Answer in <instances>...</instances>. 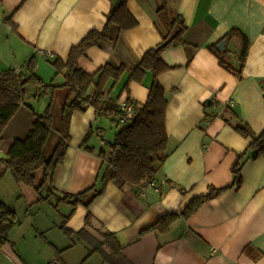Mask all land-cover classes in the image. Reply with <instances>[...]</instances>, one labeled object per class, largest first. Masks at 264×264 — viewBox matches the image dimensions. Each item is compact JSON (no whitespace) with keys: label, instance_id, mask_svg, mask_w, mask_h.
Masks as SVG:
<instances>
[{"label":"crops","instance_id":"crops-1","mask_svg":"<svg viewBox=\"0 0 264 264\" xmlns=\"http://www.w3.org/2000/svg\"><path fill=\"white\" fill-rule=\"evenodd\" d=\"M119 2L0 0V73L25 72L27 63L35 57L36 75L47 85L53 82L62 86L63 76H56V70L47 67V61H66L71 49L90 32L103 31L107 16ZM164 4L171 18L183 19L187 30L183 36L185 44L171 47L161 56L170 68L159 78L168 100L169 143L167 159L156 176L158 190H150L146 199H141L136 195V187L127 185L120 189L109 182L89 211L78 208L66 228L74 233L85 230L99 243L105 242L103 233L114 234L130 264H264V154L255 157V151L248 153L241 165L242 184L234 185L232 166L252 140L242 137L224 119L230 117L227 110L231 108L254 134L264 132V0H131L128 9L138 26L125 32L114 27L113 41L91 49L81 59L80 67L94 74L107 64L124 66L125 74L117 85L108 86L107 93L122 100L129 98L136 108L142 107L153 83L152 73H146L142 84L132 83L129 91L124 87L144 55L162 43L166 31L157 12ZM11 16L17 33L5 23ZM233 30L249 42L241 78L224 69L210 51ZM226 50L231 53L229 63L239 68L241 39L227 41ZM43 67L48 69L47 76L42 73ZM27 105L6 129L14 132L13 141L26 138L35 121V117L25 114L19 120L23 109L28 108L35 116L47 108V103H41L37 113L29 100ZM103 116L93 107L72 114L69 148L55 179L58 193L78 194L96 184L101 187L106 165L98 153H88L81 146ZM22 121L26 124L20 131ZM231 122L236 124L237 120ZM90 148L99 151L95 144ZM2 158L5 157L0 152ZM39 179L40 176L38 183ZM210 187L231 188L205 203L188 220L176 221L168 232L140 235L163 216L180 214L189 201L205 195ZM37 200L29 205L31 223L53 246L54 249L42 239L57 257L56 251L71 246L63 240L65 247H61L52 239L61 231L64 218L49 205H33ZM69 211L67 207L60 209L63 215ZM89 212L91 220L86 224ZM15 231L9 234L12 245L0 248V264H43L37 260L30 262L19 250L23 241L13 236ZM73 239L77 244H88ZM104 250L109 253L107 247ZM90 254L82 264L101 256ZM102 264H106L104 259Z\"/></svg>","mask_w":264,"mask_h":264},{"label":"trees","instance_id":"trees-1","mask_svg":"<svg viewBox=\"0 0 264 264\" xmlns=\"http://www.w3.org/2000/svg\"><path fill=\"white\" fill-rule=\"evenodd\" d=\"M130 1L120 0L107 16L104 30L90 32L78 46L71 49L66 61L57 58L52 62L56 76H63L65 80L62 86H55L53 83L47 85L36 75L37 60L35 57L27 63L25 72L8 70L0 73V145L10 122L23 106H28V87L32 85L38 88V93L33 96L36 100L44 97L49 90L52 91V99L44 113L35 114V121L27 137L13 141L6 157L0 159V165L4 166L6 171L11 172L17 184L34 189L38 195V200L33 205H49L62 215L64 221L60 230L68 239L71 240L75 236L92 245L94 248L90 255L100 254L106 264H130L123 256L116 236L105 232L103 233L105 242L99 243L93 240L85 230L74 233L66 228V224L72 219L78 208L84 207L89 211L92 204L103 195L109 182L114 183L120 189L127 185L140 189L144 182L156 179L160 167L167 159L169 143L166 131L168 100L164 89L160 86L159 78L170 68L163 62L161 56L164 51L171 47L184 45L183 36L187 30L181 17H170L166 4L158 10V19L166 34L162 38V43L157 48L149 50L140 64L132 70L124 90L129 91L132 83L142 84L147 72L152 73L153 83L147 100L142 107L137 108L134 121L131 124L121 125V130L114 141L108 144L109 153L104 150L99 153L98 157L106 165L100 178L101 187L96 184L78 194L58 193L55 179L58 170L64 164L69 148L72 114L76 111L85 112L86 107H93L97 113L107 117L118 114L116 102L106 99V94L110 84L112 86L118 84L125 74L126 68L107 64L98 72L90 74L80 67V61L91 49L111 43L114 27H118L120 32H125L138 26V21L128 9ZM5 23L14 33H17L13 16L6 19ZM233 38H240L242 41L239 68H234L229 63L228 55L230 52L228 50L224 53L217 50V46L221 42L230 41ZM221 42L211 46L210 51L218 57L224 69L241 78L249 49L248 40L239 31L233 30ZM59 89L65 90L67 94L64 104L57 111L54 103L56 92ZM128 102L133 104L129 98ZM83 103H88V106H84ZM227 112L230 117L224 116L226 123L231 125L242 137L252 140L246 151L237 155L232 166V172L235 176L234 185L237 184L240 187L242 184L241 165L248 153L255 151V157L264 154V132L261 135L254 134L231 108H228ZM232 119L237 120V123L232 124ZM90 135L91 132L86 135L81 148L94 154L93 148L85 146ZM47 150H50L49 155H47ZM38 176H40L39 183ZM1 178L2 175L0 174ZM230 188L210 187L205 195L194 197L189 201L180 214L163 216L155 224L144 229L140 235L143 237L151 233L168 232L176 221L179 219L188 220L205 203L214 200ZM62 207L70 209L67 215L60 212ZM90 220L91 213L89 212L86 217V224H89ZM18 225H20L19 214L0 203V248L5 245H12L9 234ZM40 237L49 247L54 249L42 235ZM104 247L109 249V253L104 250ZM65 251H56L57 261L60 264H64L60 256Z\"/></svg>","mask_w":264,"mask_h":264},{"label":"rangeland","instance_id":"rangeland-1","mask_svg":"<svg viewBox=\"0 0 264 264\" xmlns=\"http://www.w3.org/2000/svg\"><path fill=\"white\" fill-rule=\"evenodd\" d=\"M229 55H231V53H229ZM52 62L53 61L48 60L47 67L49 65L52 66ZM47 67L42 68V73L44 76L45 73L46 76L48 75ZM37 90L38 88L30 85L28 87L27 100L30 101V104H32L37 113H39L41 103L45 102L47 103V106L49 105L52 99V91L49 90L44 97H42L40 100H36L34 97H32V95L34 93H38ZM57 91L58 92L56 93L54 104L56 110L58 111L64 104L67 93L65 90L62 89H59ZM23 114H25V117H35L28 108H25L21 111L19 115V120L22 118ZM23 123L24 125L26 124L25 121H22L21 127L19 128L20 131L24 130V128H22L24 126ZM98 123L99 125L94 126L93 129L90 131L91 135L89 137L88 142L85 144V146L87 147L93 146L94 144L96 146H99V148L97 149L99 151H95V153H98L97 155H99V153L102 151L101 148H103L106 153H109V148L108 145L105 144V141H114L116 135L119 133L122 127L117 122V116H103L99 119ZM13 134L14 132L12 131V129L10 130L9 128L3 135V142L1 144L0 152L4 154V157H6L7 151L13 143ZM102 134H104L105 136L101 137ZM103 139L104 141H102ZM49 153L50 150H47V155H49ZM0 174L2 175V178L0 179V202L2 201L3 203H5L9 210L15 211L19 214L20 225L15 228L16 231L13 233V236L16 237L18 241H23L22 244H20L19 246V250H21V252L23 251L22 253L26 257L30 258V262L37 260L43 264H60L57 261V257L53 256V250L48 248L42 238L39 236L41 233H39L35 226H33L31 223L32 216L30 215L31 207L29 205L32 203L33 199L38 198L37 193L32 188L17 184L14 181L11 172L6 171L5 167L2 165H0ZM20 196H22V198ZM52 239L61 247H65V241L67 245H71L70 248H68L67 251L64 250L65 252L60 256L64 264H82L83 261L90 254L91 249L94 248L92 245L83 242L77 244L75 239H73V243L76 242L77 246L72 247V241L68 239L61 231H58L56 232V234L52 235ZM17 255L20 256L21 254L17 252ZM102 260L103 258L101 256H97L85 264H102Z\"/></svg>","mask_w":264,"mask_h":264},{"label":"built area","instance_id":"built-area-1","mask_svg":"<svg viewBox=\"0 0 264 264\" xmlns=\"http://www.w3.org/2000/svg\"><path fill=\"white\" fill-rule=\"evenodd\" d=\"M49 57H52V54H48ZM106 99L114 100L118 106L117 122L118 124L124 126L131 124L136 115L137 108L134 104H130L127 100H122L119 98H114L111 94H106ZM81 101V99H80ZM84 106H88V103H83ZM150 190H158V184L156 179H150L143 183L140 189H137L136 195L138 198L146 199L148 192Z\"/></svg>","mask_w":264,"mask_h":264},{"label":"water","instance_id":"water-1","mask_svg":"<svg viewBox=\"0 0 264 264\" xmlns=\"http://www.w3.org/2000/svg\"><path fill=\"white\" fill-rule=\"evenodd\" d=\"M226 47H227V41H223L217 46V50L221 53H224L226 51ZM109 143L110 141H105L106 145H108Z\"/></svg>","mask_w":264,"mask_h":264}]
</instances>
